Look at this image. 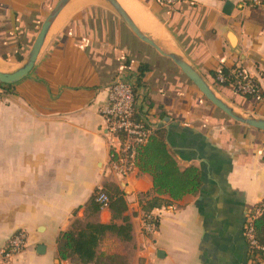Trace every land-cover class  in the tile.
I'll return each instance as SVG.
<instances>
[{"label":"crops","instance_id":"1","mask_svg":"<svg viewBox=\"0 0 264 264\" xmlns=\"http://www.w3.org/2000/svg\"><path fill=\"white\" fill-rule=\"evenodd\" d=\"M58 1L0 0L1 72L22 67ZM116 1L223 102L264 120V99L249 101L213 81L222 69L242 68L264 95V0H184L172 8L153 0ZM102 2L70 0L29 75L10 89L0 86V247L18 231L27 237L24 252L8 264H79L59 259L57 240L75 218L111 222L110 211L85 212L105 186L118 187L128 205L132 239L122 244L128 264H264L250 257L242 231L245 215L264 200V132L211 105ZM141 66L147 67L142 76ZM120 76L134 85L139 112L166 130L179 167L201 171L197 195L150 213L157 219L153 236L144 232L140 206L144 194L154 196L152 179L137 169L127 177L113 171L99 113Z\"/></svg>","mask_w":264,"mask_h":264},{"label":"trees","instance_id":"2","mask_svg":"<svg viewBox=\"0 0 264 264\" xmlns=\"http://www.w3.org/2000/svg\"><path fill=\"white\" fill-rule=\"evenodd\" d=\"M153 1L160 5L156 0ZM76 22L75 20L74 23ZM17 61L21 62L22 59L17 58ZM233 69L235 68L220 71L225 79L224 83L219 84L216 81V75H213V81L221 87L230 88L233 82L231 75ZM145 71H147V67L141 66L139 68L140 76ZM0 86L3 85L0 84ZM11 87L12 85H6L2 88L7 90ZM233 92L249 101L264 99L261 91L258 96H245ZM136 169L139 173L148 175L153 184L154 196H150L149 193L144 194L143 200H145L140 203L144 216L150 215L155 209L168 206L172 201H179L185 196L197 195L202 186L200 169L196 167L181 169L179 167L168 148L166 130L162 128L156 129L147 143L138 151ZM102 190L109 198L108 211L111 213V222L101 224L83 222L75 218L70 229L61 233L57 240V253L60 260L72 259L79 264H128L122 246L123 243L131 241L133 231L131 219L125 215L128 209L127 202L124 194L116 186H105ZM94 196L95 194L85 209L89 215L99 213ZM164 197L169 199H164ZM254 230L258 244L264 247V215L254 221ZM257 253L264 261V253L261 251Z\"/></svg>","mask_w":264,"mask_h":264},{"label":"built area","instance_id":"3","mask_svg":"<svg viewBox=\"0 0 264 264\" xmlns=\"http://www.w3.org/2000/svg\"><path fill=\"white\" fill-rule=\"evenodd\" d=\"M160 5L172 8L184 0H156ZM233 82L230 88L238 94L245 96H258L261 88L259 82L247 75L242 68L231 71ZM219 84L225 82L219 72L216 76ZM135 87L124 77H116L107 88L105 104L99 109L106 125L108 137L109 158L113 171L121 177H127L136 170V157L138 151L145 145L153 132L158 129L148 120V117L139 112ZM2 91L0 90V96ZM1 101V97H0ZM94 201L100 212L108 211L109 198L102 188L97 189ZM264 215V200L253 207L245 215L243 236L247 243L250 257L260 259L258 251L264 253L255 237L254 221ZM143 229L147 235L157 232V219L152 215L143 218ZM27 247L25 232L14 233L7 243L0 247V264H8L22 254Z\"/></svg>","mask_w":264,"mask_h":264},{"label":"water","instance_id":"4","mask_svg":"<svg viewBox=\"0 0 264 264\" xmlns=\"http://www.w3.org/2000/svg\"><path fill=\"white\" fill-rule=\"evenodd\" d=\"M69 1L70 0H59L54 6V8L51 10L47 18L42 23L41 28L22 67L12 73H5L0 71L1 85H14L29 75V73L34 67L38 54L43 46V43L53 22ZM103 1L109 5L112 11L116 14V16L125 25V27H127V29L131 32L134 37H136L145 45L154 49L161 56L170 59L211 105H213L216 109L221 111L224 115H226L234 122L264 132L263 119H258L253 116L237 113L232 107L227 105L216 95V93L211 89V87L206 83V81L201 77V75H199V73L191 65H189L181 56L175 53L163 51L152 39L142 33L116 0ZM38 252H43L42 246L39 247ZM160 255L162 254L158 253L157 257Z\"/></svg>","mask_w":264,"mask_h":264},{"label":"bare ground","instance_id":"5","mask_svg":"<svg viewBox=\"0 0 264 264\" xmlns=\"http://www.w3.org/2000/svg\"><path fill=\"white\" fill-rule=\"evenodd\" d=\"M130 1H131V0H130ZM131 2H132V4H133V0H132ZM132 4H131V5H132ZM133 5H134V4H133ZM128 6L130 7V5H128ZM138 6H139V5H138ZM138 6H137V7H138ZM135 7H136V5H135ZM132 8H133V7H132ZM134 9H135V8H134ZM142 12L144 13L143 10H142ZM136 14H137V13H136ZM140 14H141V13H140ZM140 14H139V15H140ZM141 15H142V14H141ZM144 15H145V13H144ZM135 16H136V15H135ZM148 16H149V14H148ZM148 16H147V18H148ZM150 16H151V15H150ZM138 18H139V17H138ZM142 18H143V16H142ZM145 18H146V17H145ZM141 20H143V19H141ZM149 20H150V19H149ZM146 21H147V20H145V22H146ZM150 22H152V21H150ZM152 23H153V22H152ZM152 23H150V24H152ZM143 25H144V24H143ZM151 27H152V26H151ZM157 27H158V26H157ZM153 28H154V27H152V29H153ZM155 28H156V27H155ZM155 28H154V29H155Z\"/></svg>","mask_w":264,"mask_h":264},{"label":"rangeland","instance_id":"6","mask_svg":"<svg viewBox=\"0 0 264 264\" xmlns=\"http://www.w3.org/2000/svg\"><path fill=\"white\" fill-rule=\"evenodd\" d=\"M102 3H105V2H102ZM104 5H108V4L105 3ZM108 7H109V6H108ZM123 254H124V253H123Z\"/></svg>","mask_w":264,"mask_h":264}]
</instances>
